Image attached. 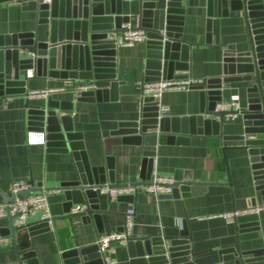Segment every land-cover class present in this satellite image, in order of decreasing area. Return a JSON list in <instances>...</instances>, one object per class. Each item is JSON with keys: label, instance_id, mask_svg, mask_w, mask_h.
<instances>
[{"label": "crops", "instance_id": "1", "mask_svg": "<svg viewBox=\"0 0 264 264\" xmlns=\"http://www.w3.org/2000/svg\"><path fill=\"white\" fill-rule=\"evenodd\" d=\"M117 0H112V6ZM63 14L71 10L68 0H58ZM184 15L183 31L190 42V59L187 62L169 61L168 76L175 79H202L213 83L223 77L225 51L233 45L237 52L251 48L250 33L243 10H230L224 15L221 0H179ZM141 0H118L122 14L128 15L133 24L139 25ZM102 12L96 14L105 18V4ZM96 5V4H95ZM264 17V0L256 10ZM64 16V15H63ZM62 16V17H63ZM58 17L59 20L64 18ZM101 17L99 20H101ZM49 23H41L36 11L23 10L21 3L0 0V33L14 34L37 31L39 40L47 39ZM144 43L134 46H120L115 49L116 81L84 80L75 83L97 81L99 88H109L106 97H78L72 88L53 92L48 97L30 98L34 90L57 88L71 80L28 75L27 93L6 96L0 105V190L10 195L12 184L29 182L34 178L37 191H48V201L53 214V226L30 237L17 236V243L8 231L9 219L0 218V264L17 262L25 254L27 264H64L62 253L78 248L81 264H102L96 247L100 234L123 229L125 213L135 208L131 241L127 244L114 242L115 264H151L145 255L146 240L165 236L166 231L185 227L191 237L195 256L190 264H239L238 255L231 247L236 241L237 224L221 214L259 206L254 215V229L239 233V247L243 252L253 253V258L264 260V205L255 201L256 187L249 146L246 144H225L217 135L196 133L180 135L172 142H158L154 155L153 174L174 176L177 180L199 183L204 186L197 194L179 197H158L139 190L131 198L117 202L116 211L95 214L93 217L75 216L67 219V208L84 204L77 197L67 195L63 184L78 180L77 160L73 151L54 145L52 140L44 144H29L27 133L31 106L45 108L49 97L58 104L71 132L79 134L72 141L81 143L77 150L90 167L105 164V140L119 124L137 121L142 113V83L144 82L147 56ZM247 81H233L222 84V96L228 98L239 94L244 110L249 105ZM209 90V86L207 87ZM160 103L169 109V124L175 118H188L200 114L201 90L172 88L160 97ZM211 117V116H210ZM245 115L239 114L233 120H224V136H241L245 130ZM39 133L40 131H32ZM178 138V137H177ZM49 142V143H48ZM117 183L139 181L143 148L132 143L112 146ZM0 203H3L0 196ZM38 222L37 217L29 223ZM29 242V249L22 244Z\"/></svg>", "mask_w": 264, "mask_h": 264}, {"label": "water", "instance_id": "2", "mask_svg": "<svg viewBox=\"0 0 264 264\" xmlns=\"http://www.w3.org/2000/svg\"><path fill=\"white\" fill-rule=\"evenodd\" d=\"M179 0H141L139 9V27L147 30L148 39L145 44L147 56L145 81L159 79L163 74L168 76L170 60L187 62L190 59L191 43L184 37L183 9ZM71 10L63 14L60 3L49 6L35 1H23V10L36 11L41 23H49L46 40H39L37 31L23 33H0V105L6 96L27 93V78H21V72L35 71L34 77L48 76L71 81L84 80H109L112 86L116 81L113 72L116 68L115 49L113 48L112 32H119L121 24L129 20L128 15H123L121 7L111 6L112 0H68ZM263 0H221L224 15L230 10H243L250 33L251 48L245 52H237L235 46L230 45L225 51V69L223 77L213 83L195 85L201 90L202 107L200 114L188 118H175L173 124H169L170 117H158L159 98L151 96L142 97V113L134 122H123L118 128L111 131L110 137L105 140L106 159L103 166L90 167L77 150L82 144L73 142L72 139L79 136L71 132L62 115L58 112V104L51 97L45 108L31 106L29 127L30 129L44 132L46 140H52L54 145L73 151L77 160L79 178L73 182L63 184L67 195L77 197L80 202L87 205L85 211L71 212V206L67 208V219L75 216L93 217L95 214L116 211L117 202L131 198L132 195H122L116 199L107 193H102L101 188L122 187L127 185H142L149 183L153 174L154 155L158 142H172L182 137L191 135L213 133L223 140L225 144H246L249 146L254 183L256 187L255 201L258 205H264V17H259L256 11ZM105 4V18L99 14L102 12L101 4ZM96 4V5H95ZM64 15V16H63ZM63 16V17H62ZM58 17L64 20H58ZM30 53V55L28 54ZM170 77V76H168ZM247 81L251 83L248 88L249 105L243 110L245 117V130L241 136H224L222 126L224 119L219 120L210 117L215 104L222 96V84L233 81ZM209 86V90L207 87ZM109 88H97L90 94H76L78 97H95L101 100L106 97ZM222 115V113H221ZM178 137V138H177ZM49 143V142H48ZM132 143L141 145L143 157L139 181L134 183H117L115 179V164L112 156V146L115 144ZM29 187L17 193L8 195L0 190L3 203H10L16 197L26 198L39 188L35 186L34 178L30 179ZM204 186L187 180H177L170 194H162L160 197H179L188 194H197ZM142 190V189H140ZM14 217L7 215L9 219L8 231L12 239L17 243V236L30 237L36 233L50 229L46 221L27 223L16 226ZM254 215H244L235 218L237 224V236L231 245L238 255L239 264H264V260L253 258V253L243 252L239 247V233L255 228ZM122 230V229H120ZM165 241L167 249L155 247ZM148 250L145 254H154L149 258L151 264H159L166 260L167 256H157L168 252L172 264H190L196 255L192 249L191 237L187 235L185 227L182 229L166 231L165 236L159 235L146 240ZM22 249L31 247L29 242L20 246ZM25 254L20 257L17 251V262L21 264L25 260ZM64 264H81V256L78 248H70L62 253Z\"/></svg>", "mask_w": 264, "mask_h": 264}, {"label": "built area", "instance_id": "3", "mask_svg": "<svg viewBox=\"0 0 264 264\" xmlns=\"http://www.w3.org/2000/svg\"><path fill=\"white\" fill-rule=\"evenodd\" d=\"M13 2L21 3L23 1H35L37 3L48 4L52 7L58 3V0H11ZM113 39V48L116 49L120 46H134L139 45L141 43H145L148 39L147 30L139 27L132 23L129 19L127 21L122 22L121 30L119 32H112ZM30 55V53H28ZM32 71V70H31ZM32 72H28V75H32ZM202 79H175L172 77H168L165 75H161L159 79L145 81L142 83V91L143 96H151L154 98H159L162 94L172 88H181L188 89L195 85L202 83ZM227 84V83H225ZM68 88H72L76 94H90L93 93L97 88H99V84L97 81H89V82H68L66 85L50 88L44 90H34L28 93L30 98L35 97H48L53 92H62L67 90ZM244 108L240 102L239 94H232L228 98H222L218 100L215 104L213 113L210 114L212 118L217 120L223 118L224 120H233L239 114L243 112ZM169 109L164 104L159 102L158 104V117L164 118L168 117ZM222 113V115H221ZM34 131L33 129H30ZM28 132L27 133V142L29 144H44L47 142L44 132ZM38 132V131H37ZM177 182V178L174 176H167L154 173L152 174L151 180L149 183L142 185H127L122 187H109L105 185L101 188L102 193L109 194L112 199H116L122 195H133L140 189L152 194L155 198H158L162 194H170L172 192L174 183ZM29 187L28 182L25 181H17L12 184L11 192L17 193L20 190H24ZM87 205L84 204H76L71 208V212H81L86 210ZM260 210V207L254 208H246V209H238L233 211H228L221 216L228 219H235L239 216L244 215H256ZM8 214H11L14 217V224L16 226L26 225L29 223V220L33 217H37L38 221H46L49 227L53 226L54 218L50 209L49 201H48V191L40 190L32 192L26 198H22L17 196L14 202L10 203H0V218L7 217ZM135 214V208H129L125 213V223L122 230L114 231L111 233H103L97 237L96 247L98 253L100 254L102 264H115L116 259L114 257V242H121L127 244L131 241L130 232L133 225V217ZM9 238L0 239V241H7ZM155 247H162L167 249V244L165 241H162L161 244ZM147 257L151 258L155 256L154 254H145ZM157 256H167L168 261L161 260L159 264H172L170 258L168 257V252L160 253ZM21 264H27L25 260H22ZM158 264V263H157Z\"/></svg>", "mask_w": 264, "mask_h": 264}]
</instances>
